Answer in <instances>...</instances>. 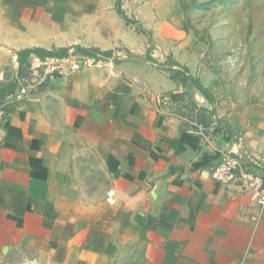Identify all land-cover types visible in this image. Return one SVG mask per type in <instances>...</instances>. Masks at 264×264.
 <instances>
[{
    "label": "crops",
    "instance_id": "crops-1",
    "mask_svg": "<svg viewBox=\"0 0 264 264\" xmlns=\"http://www.w3.org/2000/svg\"><path fill=\"white\" fill-rule=\"evenodd\" d=\"M87 2L0 0V85L18 81L0 120V264H108L129 245L143 264H264L256 193L212 177L231 154L264 179V103L222 87L181 36L142 56ZM75 46L101 56L48 58L51 72L31 56L18 78L19 51Z\"/></svg>",
    "mask_w": 264,
    "mask_h": 264
},
{
    "label": "rangeland",
    "instance_id": "rangeland-1",
    "mask_svg": "<svg viewBox=\"0 0 264 264\" xmlns=\"http://www.w3.org/2000/svg\"><path fill=\"white\" fill-rule=\"evenodd\" d=\"M87 1L92 10L113 12L116 20L106 15L109 23L121 22L136 34L144 45L142 56L168 57L181 36L190 58L207 63L222 87L246 101L264 103V0ZM76 47H69L68 56L81 55ZM132 247L107 263L143 264L141 248ZM14 252L11 260L21 259L26 250L21 246Z\"/></svg>",
    "mask_w": 264,
    "mask_h": 264
},
{
    "label": "built area",
    "instance_id": "built-area-1",
    "mask_svg": "<svg viewBox=\"0 0 264 264\" xmlns=\"http://www.w3.org/2000/svg\"><path fill=\"white\" fill-rule=\"evenodd\" d=\"M99 56L101 55L98 52H96L94 56L80 55L75 57L69 55L65 60L70 62L71 68L74 69L83 65L89 66L96 63V57ZM46 61L47 60L39 61V63L45 65L47 72L54 71L58 67L55 63H48ZM13 93L6 95L4 102L0 105V120H3L6 115L3 109L4 104L12 102L15 98ZM155 99L157 103H165L168 97H156ZM212 177L222 184L239 181L246 188L256 193L257 211L252 217L254 228H256L264 215V179L262 175L245 168L238 156L226 154L221 158L216 168H214Z\"/></svg>",
    "mask_w": 264,
    "mask_h": 264
},
{
    "label": "trees",
    "instance_id": "trees-1",
    "mask_svg": "<svg viewBox=\"0 0 264 264\" xmlns=\"http://www.w3.org/2000/svg\"><path fill=\"white\" fill-rule=\"evenodd\" d=\"M119 13L123 15V12L119 10ZM76 50L81 55H88V56H94L96 52H98L96 49H87V48H81L77 47ZM105 55H109V52H105ZM31 56L36 57L39 61H44L48 58H65L68 56V50L65 48L61 49H52L47 50L43 48H31V49H24L17 53V64H18V78H23L24 75H28V71L32 69L33 71L38 70V66L33 63V61L30 59ZM18 81H11L10 83L0 85V105L4 102L6 95L13 93L16 84Z\"/></svg>",
    "mask_w": 264,
    "mask_h": 264
}]
</instances>
